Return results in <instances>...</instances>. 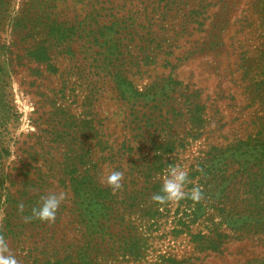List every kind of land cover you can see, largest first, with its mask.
I'll use <instances>...</instances> for the list:
<instances>
[{"label": "trees", "instance_id": "obj_1", "mask_svg": "<svg viewBox=\"0 0 264 264\" xmlns=\"http://www.w3.org/2000/svg\"><path fill=\"white\" fill-rule=\"evenodd\" d=\"M73 1V5L64 6L68 16L64 22L43 16L57 8L56 0L38 1L31 7L37 10L33 15L30 3H26L22 16L11 24L13 37L10 46H6L10 54L9 71L14 70V65H26L29 61L38 65V74H54L59 70L53 59L55 52L71 61L87 63L88 60L89 67L99 62L105 67L103 77L112 83L118 99L136 106L140 102L151 103L156 108L151 111L155 117L147 118L137 111L136 139L126 138L115 144L105 138V133L96 131L92 119L88 118L77 121L84 131L87 125L94 130L89 132L90 136L94 132L92 138L81 139V147L73 143L78 141L76 130L54 133V142L68 146L64 160L57 163L61 165L58 172L65 176L60 174L53 181L48 179L55 178L54 163H50L53 173L38 171L36 174L45 180L43 190L47 195L62 192L66 196L51 226L38 219L27 223L24 220L31 216L33 207L42 203L40 198L26 196L27 180L32 181L26 179L30 172L23 170L24 178L16 182L11 172H6L1 165L0 208L4 205L10 212L3 218L5 225H0V234L12 253L20 264H117V261L205 264L203 259L224 252L230 239L250 238L257 240L253 246L261 251L254 254L252 250L238 264H264V133L238 138L224 150L222 145L211 144L198 166L187 169L190 183L186 191L199 187L203 199L195 203L186 198L176 204L173 211L176 226L171 232L174 238L187 237L191 244L189 255L166 252L148 255L147 235L141 225L133 224V216L138 214L155 224L158 217L169 212V203L160 205L152 200L162 187L168 163L165 155L185 146L184 136H179L180 129L186 128L187 134L196 138L195 134H200L206 125L207 98L203 97L202 89L179 79L175 71L193 52L191 40L185 37L189 44L187 57L180 53L179 63L168 67L171 53L163 50L151 32L138 30L137 20L150 18V13L141 10L130 14L133 19L125 27V38L117 39L112 34L120 26L118 19L103 23L97 19L95 10L88 7L97 0ZM155 1L159 6L160 0ZM192 11L195 12L189 9V13ZM216 52L221 58L222 50ZM164 68L168 69L167 73ZM140 80L143 82L138 83ZM90 92L93 97L100 93L97 88ZM58 111L68 114L64 108ZM259 125L264 127V121ZM150 126L158 133H150ZM227 151L230 153L222 161V154ZM235 152L241 154L235 155ZM111 171L123 173L122 188L116 193L102 177ZM12 186H15L13 190ZM20 203L25 205L23 213L18 211ZM205 222L210 225L206 232L193 230V225ZM245 247L238 245V252L244 253Z\"/></svg>", "mask_w": 264, "mask_h": 264}, {"label": "rangeland", "instance_id": "obj_2", "mask_svg": "<svg viewBox=\"0 0 264 264\" xmlns=\"http://www.w3.org/2000/svg\"><path fill=\"white\" fill-rule=\"evenodd\" d=\"M38 1L0 0V153L5 151V154H0V166L11 172L16 182L24 178L23 170L29 171L26 179L32 181L27 180L26 196L41 199L47 193L43 190L45 180L36 176L38 171L53 173L50 163H54L55 178L48 179L53 181L60 174L65 176L58 172L61 165L57 163L64 160L63 154L68 146L54 142V133L76 130L78 141L73 143L81 147V139L92 138L94 132L92 136L89 132L94 130L86 124L88 131H84L77 121L88 118L92 119V127L105 133V138L114 144L126 138L133 141L138 133L135 130L139 120L137 111L152 118L155 116L151 111H156V108L151 103L140 102L136 106V103L118 99L112 83L103 77L105 67L99 62L89 67L88 60L87 63L71 61L55 52L53 59L59 70L54 74H38V65L29 61L26 65H14V70L10 72V54L6 46H10L13 37L11 24L22 16L26 3H30L29 8L34 11L32 15L37 14V10L31 7ZM153 2L156 1L97 0L88 7L95 10L97 19L103 23L118 19L120 26L112 34L117 39L125 38V27L133 19L130 14H138L141 10L150 13V18L137 20L138 30L140 33L151 32L162 44L163 50L171 53L168 67L179 63L177 58L180 53L187 57L189 44L185 42V37L191 40L193 52L175 71L179 79L190 81L202 89L203 97L207 98L206 125L201 128L200 134H195L196 138L189 136L186 128L180 129L179 136H184L185 146L165 155V161L169 163L166 170L170 165L189 170L191 165L198 166L211 144L222 145L224 150L238 138L264 133V127L259 125L260 121H264V0H160L159 6ZM55 3L57 8L43 16L66 21L68 16L63 11L64 6L73 5L74 1L56 0ZM189 9L195 12L189 13ZM195 19L203 21L202 24ZM128 48L130 46L126 45ZM217 50H222L221 58L215 54ZM218 61L222 64L218 65ZM164 70L167 73L168 69ZM93 88L100 92L95 97L90 92ZM58 108H64L68 114L58 111ZM150 127V133H158ZM159 131L164 135L162 130ZM95 147L98 152L99 147ZM104 152L101 151L100 155ZM229 153L222 154V161ZM238 153L241 154L235 152V155ZM106 176V173L102 175L105 179ZM40 177L45 176L40 174ZM14 188L12 186L11 189ZM167 207L169 212L158 217L155 224L138 217V214L133 216V224L144 229L149 256L159 252L189 255L191 244L187 237L172 236L171 229L176 226L173 218L176 204L169 203ZM6 212L10 209L3 205L0 208V225H5L3 218ZM206 224H195L192 228L206 232L210 226ZM229 241L224 252L206 256L204 263L238 264L249 257L252 250L254 254L261 251L253 246L257 240L242 238ZM238 245L246 246L244 253L238 252ZM116 263L147 264L145 261Z\"/></svg>", "mask_w": 264, "mask_h": 264}, {"label": "clouds", "instance_id": "obj_3", "mask_svg": "<svg viewBox=\"0 0 264 264\" xmlns=\"http://www.w3.org/2000/svg\"><path fill=\"white\" fill-rule=\"evenodd\" d=\"M123 173L120 171H111L106 176V183L116 193L122 188ZM190 183L188 172L179 165H170L166 170L163 178L162 187L159 193L152 196V200L160 205L167 203L178 204L181 200L190 198L195 203H199L203 199L202 189L193 187L190 191H186L187 185ZM66 198L65 193L49 194L41 197L42 203L38 207H33L31 216L24 218L25 222H31L38 219L47 223L49 226L54 225L57 218L62 201ZM18 211L23 213L25 205L18 204ZM0 264H20L16 255L12 253L5 237L0 234Z\"/></svg>", "mask_w": 264, "mask_h": 264}]
</instances>
